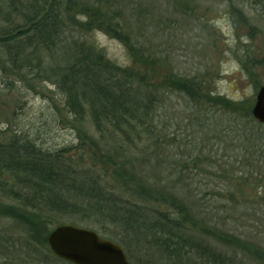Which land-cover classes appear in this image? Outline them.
Segmentation results:
<instances>
[{"label":"trees","instance_id":"obj_1","mask_svg":"<svg viewBox=\"0 0 264 264\" xmlns=\"http://www.w3.org/2000/svg\"><path fill=\"white\" fill-rule=\"evenodd\" d=\"M243 4L264 20V0ZM109 13L84 0H0L1 72L26 81L33 70L36 82L52 81L65 111L46 127L68 124L77 138L76 145L50 149L24 129L3 133L0 217L20 232H0V264L59 263L47 239L63 222L114 240L136 264H237L232 253L264 264V246L214 223L220 204L208 200L209 193L222 198L220 192L232 203L249 199L248 182L264 181V124L254 119L252 102L213 95L197 78L159 80L152 56ZM101 27L126 47L130 67L91 42ZM249 66L258 76L257 65ZM170 92L189 106L186 118L199 130L188 156L164 175L159 113ZM193 169L205 171L209 183H196Z\"/></svg>","mask_w":264,"mask_h":264},{"label":"rangeland","instance_id":"obj_2","mask_svg":"<svg viewBox=\"0 0 264 264\" xmlns=\"http://www.w3.org/2000/svg\"><path fill=\"white\" fill-rule=\"evenodd\" d=\"M84 1L100 7L102 12H110L113 21L132 37L135 45L152 56L155 63L153 75L159 80L168 82L173 75L197 78L206 82L211 94L235 102L251 101L254 107L260 89L258 85H264V20L258 18L256 10L243 4L244 0ZM232 1L235 2V10ZM245 17L249 23L244 21ZM80 18L87 20L82 15ZM98 20L101 23L104 21L101 17ZM3 24L0 20V29ZM101 29L89 35L91 42L104 50L112 62L130 67L132 58L126 47ZM248 64L250 69L257 65L255 70L258 76H253L249 69L248 72ZM36 76L37 71L27 73L26 82L7 76L0 70V140L7 130L24 129L46 148L76 145V132L68 124L46 127L53 114L65 111V101L52 81L39 83L36 82ZM33 84L36 86L33 87ZM167 95L166 107L159 113L160 130L166 135L165 151L161 157L165 161L161 169L164 175L172 171L175 160L188 156L194 148L193 132L199 130L196 128L198 123L193 126L195 128L189 124L186 117L191 111L184 100L176 93ZM86 119L85 128L91 132V119L89 116ZM40 131L43 132L41 135L38 133ZM191 176L196 183L210 181L207 173L200 169H193ZM263 182L254 185L248 182L243 192L253 197L243 199L238 196L234 203L226 192H220L222 198L215 196L216 193H209L211 196H208V200L212 204L218 200L220 204V208L212 213V221L219 225L227 224L230 229L236 228L237 234H245L264 246ZM0 232H7L9 238H15L20 229L13 221L0 217ZM47 247L50 250L48 244ZM231 255H234L237 264H257L247 260L241 253ZM129 261L136 264L131 259Z\"/></svg>","mask_w":264,"mask_h":264},{"label":"water","instance_id":"obj_3","mask_svg":"<svg viewBox=\"0 0 264 264\" xmlns=\"http://www.w3.org/2000/svg\"><path fill=\"white\" fill-rule=\"evenodd\" d=\"M252 115L264 124V85L257 93ZM47 242L53 255L69 264H131L122 246L86 227L58 225Z\"/></svg>","mask_w":264,"mask_h":264}]
</instances>
